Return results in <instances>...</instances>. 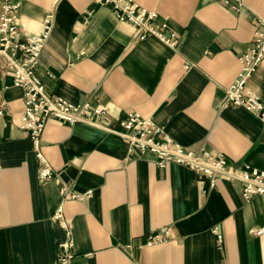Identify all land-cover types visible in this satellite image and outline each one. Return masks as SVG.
<instances>
[{
    "label": "crops",
    "instance_id": "crops-1",
    "mask_svg": "<svg viewBox=\"0 0 264 264\" xmlns=\"http://www.w3.org/2000/svg\"><path fill=\"white\" fill-rule=\"evenodd\" d=\"M20 36L50 35L36 75L48 93L70 103L106 106L104 123L120 131L128 113L151 119L175 143L219 153L234 168L264 171V127L242 107L224 106L239 57L249 46L264 0H133L174 33L134 41V29L93 0H18ZM247 90L264 104V59ZM0 264H55L64 231L51 217L61 204L74 241L72 264H264V195L245 202L241 185L218 177L201 193L194 170L129 147L112 133L49 119L41 152L51 179L20 129L23 90L0 59ZM74 171L69 186L60 172ZM204 189H208L207 181ZM91 191L84 201L65 200ZM213 229L221 235V248ZM169 238L145 245L148 235Z\"/></svg>",
    "mask_w": 264,
    "mask_h": 264
},
{
    "label": "built area",
    "instance_id": "built-area-1",
    "mask_svg": "<svg viewBox=\"0 0 264 264\" xmlns=\"http://www.w3.org/2000/svg\"><path fill=\"white\" fill-rule=\"evenodd\" d=\"M237 3L240 0H235ZM98 5L110 7L117 21L127 23L134 29V41L155 37L162 43L174 47L175 34L169 37L163 34L166 24L158 20L157 12L140 7L133 0H93ZM18 0H0V59L11 76L12 85L23 90V112L20 117V129L31 142L33 152L39 162L38 178L51 179L52 168L41 152V135L49 119L65 122L69 125L83 123L112 133L124 139L129 147L141 152H148L156 159L158 167L175 163L194 170L199 175L201 193L206 194L216 185L218 177L225 176L241 185L242 197L249 202L253 197L264 195V171L249 166L234 168L228 165L223 155L201 148L192 151L173 142L151 119L143 118L138 113H128L118 121V131L104 123L108 109L104 105H92L90 102L73 104L57 95L48 93L42 81L36 75L41 51L50 35L51 20L45 18L39 33L34 36H20L18 22ZM264 59V19L255 21L249 46L239 57L240 70L235 81L228 87L222 107H242L255 114L264 127V104L258 96L247 90L250 77ZM5 105L0 98V117L4 115ZM207 181L208 189H204ZM91 191L72 192L62 198L65 200L84 201L91 196ZM51 219L64 231L65 238L57 244L55 264H72L74 259V241L70 227L60 204ZM221 248L222 237L213 229ZM264 233V226L256 229L254 235ZM169 238L167 230L148 235L145 245L161 243Z\"/></svg>",
    "mask_w": 264,
    "mask_h": 264
},
{
    "label": "water",
    "instance_id": "water-1",
    "mask_svg": "<svg viewBox=\"0 0 264 264\" xmlns=\"http://www.w3.org/2000/svg\"><path fill=\"white\" fill-rule=\"evenodd\" d=\"M73 174H74V171L72 168H68V169L60 172L58 175L59 184L69 186L70 182L72 180Z\"/></svg>",
    "mask_w": 264,
    "mask_h": 264
}]
</instances>
